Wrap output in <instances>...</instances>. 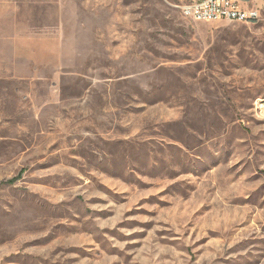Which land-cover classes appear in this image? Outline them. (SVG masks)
Segmentation results:
<instances>
[{"label":"rangeland","instance_id":"obj_1","mask_svg":"<svg viewBox=\"0 0 264 264\" xmlns=\"http://www.w3.org/2000/svg\"><path fill=\"white\" fill-rule=\"evenodd\" d=\"M191 1L0 0V264H264V18Z\"/></svg>","mask_w":264,"mask_h":264},{"label":"built area","instance_id":"obj_2","mask_svg":"<svg viewBox=\"0 0 264 264\" xmlns=\"http://www.w3.org/2000/svg\"><path fill=\"white\" fill-rule=\"evenodd\" d=\"M179 9L193 22L255 24L264 18V0H193Z\"/></svg>","mask_w":264,"mask_h":264},{"label":"crops","instance_id":"obj_3","mask_svg":"<svg viewBox=\"0 0 264 264\" xmlns=\"http://www.w3.org/2000/svg\"><path fill=\"white\" fill-rule=\"evenodd\" d=\"M0 7H2V6H1V4H0ZM4 7H5V6H4ZM2 19H3V20H5V21H3V22H2V21L0 20V23L9 22V20H8V19H4V18H2Z\"/></svg>","mask_w":264,"mask_h":264},{"label":"trees","instance_id":"obj_4","mask_svg":"<svg viewBox=\"0 0 264 264\" xmlns=\"http://www.w3.org/2000/svg\"><path fill=\"white\" fill-rule=\"evenodd\" d=\"M16 179H12V180H9L7 181L8 184H12Z\"/></svg>","mask_w":264,"mask_h":264}]
</instances>
